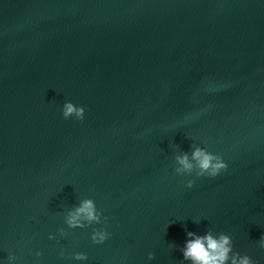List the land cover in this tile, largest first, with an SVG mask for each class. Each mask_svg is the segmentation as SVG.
Returning <instances> with one entry per match:
<instances>
[{"label": "water", "instance_id": "water-1", "mask_svg": "<svg viewBox=\"0 0 264 264\" xmlns=\"http://www.w3.org/2000/svg\"><path fill=\"white\" fill-rule=\"evenodd\" d=\"M209 231L264 264V0H0V264H192Z\"/></svg>", "mask_w": 264, "mask_h": 264}, {"label": "clouds", "instance_id": "clouds-1", "mask_svg": "<svg viewBox=\"0 0 264 264\" xmlns=\"http://www.w3.org/2000/svg\"><path fill=\"white\" fill-rule=\"evenodd\" d=\"M62 116L65 119L74 117L77 120H83L84 109L83 107L75 106L71 102H65L62 107ZM176 162L181 167L174 169L178 175H183L185 172H191L194 165L189 161L187 153L177 156ZM191 160L195 161V167L199 170L196 172L197 177L208 176L216 177L220 172L227 169V164L220 156L214 155L202 148H195L191 154ZM193 182L188 181L187 187L191 188ZM83 217L86 223L81 222ZM101 213L96 208L92 199H85L81 202L80 206L75 209L74 213H70L67 218V224L70 228H84L93 223H101ZM61 235H64L63 230H60ZM110 234L103 228L93 230L91 233V240L94 244L103 243ZM187 235L192 239L186 240L182 251V256L185 260H190L192 264H255V262L247 255L241 256L239 253L232 251V240L230 236L220 233L218 237H214L211 231L206 232L203 236H196L192 232ZM52 239V236H49ZM259 246L264 249V235L259 239ZM232 253L230 256L229 254ZM40 255L39 252L36 253ZM63 255V253H61ZM73 258L78 261L86 260L87 256L83 253H74ZM153 254H148V259H153ZM13 259V257H9Z\"/></svg>", "mask_w": 264, "mask_h": 264}]
</instances>
